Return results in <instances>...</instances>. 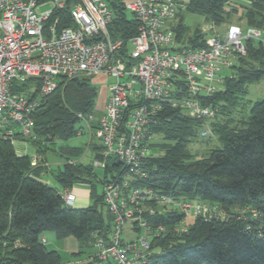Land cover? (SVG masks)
<instances>
[{"label": "trees", "instance_id": "obj_1", "mask_svg": "<svg viewBox=\"0 0 264 264\" xmlns=\"http://www.w3.org/2000/svg\"><path fill=\"white\" fill-rule=\"evenodd\" d=\"M110 3L114 10L108 27L110 35L113 40L127 42L137 34L138 24L128 14L123 0ZM185 3V10L203 16L213 26L229 21L241 7L243 26L264 31V0H248L238 6L234 0ZM59 15L65 25H71L66 10ZM173 26L182 44L206 45L210 31L197 27L190 33L181 12ZM231 73L232 77L226 76L222 90L206 102L217 108L214 118L226 115L225 120L212 123L221 147L202 157L192 153L189 144L198 138L206 120L192 118L180 109L165 105L151 125L152 153L143 161L147 176L133 181L136 186L169 196L219 204L229 215L195 217L180 233L174 232V228L184 214L148 215L152 226L163 224L166 232L153 239L154 253L147 264H264V98L249 105L247 117L236 119L232 114L240 110L249 84L264 79V43L249 40L246 53L236 58ZM93 78L62 80L55 91L41 100L33 115V132L37 138L28 140L44 159L46 150H53L57 140H67L80 133L83 127L80 114L95 116L98 89ZM38 83L29 78L22 86ZM89 146L94 159H101V144L90 142ZM156 149L161 153L156 154ZM84 152L83 146H62L60 155L67 161L55 172L64 190L75 183L90 185L92 204L74 207L65 204L58 189L41 179L47 167H32L29 155L18 154L14 143L0 139V236L21 239L24 243L19 248H0V264H61L58 250L49 249L41 241L47 231L55 232L59 238L73 236L96 244L99 238L109 240L112 215L104 201V190L97 191V183L105 186L108 181L120 179L125 167L116 157L109 156L103 175L99 176L92 162L74 160ZM246 207L257 209L259 217L252 218L248 211L247 219L239 218V211ZM91 258L86 264H95L96 255Z\"/></svg>", "mask_w": 264, "mask_h": 264}, {"label": "built area", "instance_id": "obj_2", "mask_svg": "<svg viewBox=\"0 0 264 264\" xmlns=\"http://www.w3.org/2000/svg\"><path fill=\"white\" fill-rule=\"evenodd\" d=\"M123 2L138 24L137 34L127 42L110 35L114 15L110 0H0V139L12 143L36 139L34 112L62 80L97 75L113 80L107 86L103 116L96 121L93 114L79 115L103 147L102 158L93 165L105 168L106 159L114 156L125 167L120 179L104 186L112 229L108 241H97L95 264H147L154 253L153 239L166 232L163 224L152 226L148 215L184 214L174 228L177 233L187 229L189 216L228 217L219 204L169 196L133 181L147 176L143 161L152 153L151 125L159 110L167 105L192 118H214L217 108L206 102L222 90L226 76L232 77L223 70H231L236 58L246 53L249 40L264 43L262 29L233 22L222 31L211 29L210 24L205 27L210 31L206 45L191 47L177 40L173 26L178 13L186 9L184 1ZM48 4L49 8L41 10ZM62 10L67 11L71 25L63 23ZM29 78L39 83L22 86ZM83 130L84 126L80 133ZM212 133L208 128L201 135ZM31 166L49 169L37 151ZM61 195L65 204L74 206L76 197L70 189ZM248 211L252 218L260 215L257 209L246 207L238 217L247 219ZM127 225L130 232L143 230L144 234L123 237ZM41 241L47 243L43 236ZM23 245L21 239L0 236L2 249Z\"/></svg>", "mask_w": 264, "mask_h": 264}, {"label": "rangeland", "instance_id": "obj_3", "mask_svg": "<svg viewBox=\"0 0 264 264\" xmlns=\"http://www.w3.org/2000/svg\"><path fill=\"white\" fill-rule=\"evenodd\" d=\"M113 1V0H110ZM236 5L246 4L248 0H234ZM50 5H45L41 7V10L49 8ZM243 9L239 7V11L237 14L232 16V18L221 24V25H214L211 26V29L215 30H224L228 24L232 22H238L241 25H244L245 20L241 18ZM128 14L131 16V13L127 11ZM181 16L184 19L185 24L190 29V33L197 27L205 29V27H210V23L205 21V18L199 14L188 12L187 10L181 11ZM210 30V29H208ZM207 35H210V32H207ZM231 70L226 69L223 70V73L229 74ZM113 80L110 77H106L105 75L95 76L92 79V82L97 86L98 89V96L96 100V107H95V119L98 120L99 117L103 116L104 113V104L106 99L108 98L109 92L107 91V86L111 84ZM223 87V85H221ZM264 98V79H261L257 82H253L248 86V92L242 99V105L239 107V111H234L233 116L236 119H241L243 117H247L249 105L254 101L261 100ZM226 115H220L217 118L207 119L203 125L199 129V136L195 140H193L189 144V148L191 149L192 153L202 157L207 155L213 148L221 147V142L218 138V135L214 133L212 123L216 121H223ZM223 119V120H222ZM81 124L84 126V130L82 133L69 138L67 140H57L52 149H48L45 152V157L49 166L47 172H45L41 179L50 183L51 186H55L58 191L62 194L64 190L59 186L56 178L55 172L62 168L63 165L66 163V157L61 156V147L62 146H83L85 147L84 154L79 157L75 158V161L82 162V163H89L94 162V154L92 149L89 146L90 142L100 143L97 137L94 135L92 136L91 133H94V130H89L86 123L82 120ZM212 129L213 133L209 137H202L201 131L203 129ZM157 137V135H156ZM155 137V140H156ZM15 150L18 154H27L30 157H33L37 151L36 146L28 139L26 140H16L14 142ZM156 154L161 153L160 150L156 149ZM94 159V160H93ZM95 171L99 176L103 175V168L95 167ZM104 190L103 184L101 182L97 183V191L101 193ZM93 199L91 196L89 197V204H92ZM194 220V217L189 216L186 219V223L190 224ZM47 237L46 246L49 249L58 250L61 255V264H85L87 260L96 255L99 252V246L93 241H86L83 242L82 240L70 236L67 238H59L53 231H47L44 233ZM144 234L143 230L139 231H132L130 232L129 226H125L123 237L127 239H134Z\"/></svg>", "mask_w": 264, "mask_h": 264}, {"label": "crops", "instance_id": "obj_4", "mask_svg": "<svg viewBox=\"0 0 264 264\" xmlns=\"http://www.w3.org/2000/svg\"><path fill=\"white\" fill-rule=\"evenodd\" d=\"M184 2H186L187 0H182ZM99 76V75H97ZM105 105V104H104ZM104 109V107H103ZM44 174V173H43ZM42 174V175H43ZM46 182L49 186L50 183H48L47 181H44ZM60 186V185H59ZM51 187H54L56 188L55 186H51ZM61 187V186H60ZM62 188V187H61ZM57 189V188H56ZM63 189V188H62ZM64 190V189H63ZM66 190V189H65ZM70 190L72 191V193L75 195L76 199H75V204H74V207H86L89 205V197H90V190H91V187L89 184H86V183H75L73 185V187L70 188ZM46 241H47V237L45 236V234L42 235ZM92 258L90 257L88 261H90ZM86 262V263H87ZM85 263V264H86Z\"/></svg>", "mask_w": 264, "mask_h": 264}]
</instances>
